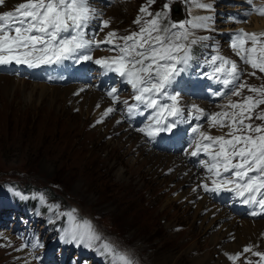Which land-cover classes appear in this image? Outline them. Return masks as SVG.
<instances>
[{"label":"rangeland","instance_id":"1","mask_svg":"<svg viewBox=\"0 0 264 264\" xmlns=\"http://www.w3.org/2000/svg\"><path fill=\"white\" fill-rule=\"evenodd\" d=\"M140 1L147 4V0L124 1L131 6V12H126L127 20L122 22L118 28L125 27L122 36L128 35L129 30L139 31L141 25L133 24V18L136 19L138 15H142L139 12ZM173 1L175 0H155V3L149 7V11L152 13L157 12V9L160 11L165 3L171 4ZM177 1L183 3L187 17L189 16L187 20L193 19L197 13H191L199 9L195 6L197 2L212 5L211 8L204 9L210 10L214 14L210 20L215 21L216 24V31L212 32V37L215 39L214 50L208 52L207 58L215 54L213 52L216 51L218 42H221L222 46L218 48L220 53L225 56L224 52L227 49L226 56L234 60L228 54L233 51L229 45L232 35L242 28V25L235 23L236 17L244 16L243 27L251 32L264 27H255V22L258 19H264V17L255 12L251 16H245L250 8L247 0ZM22 2L23 0L10 1L5 7L9 8L7 11L12 10ZM90 2L102 15V19L109 17L110 8L114 5L111 0H90ZM253 3L257 6L264 5V0H253ZM144 18L146 19V16ZM100 27V19L95 20L93 30L99 31ZM111 27L110 25L99 32L97 39H102L111 30ZM102 47L93 51L94 59L105 57ZM96 52L98 54L95 56ZM79 66H76V63L72 61H65L62 65H41L35 68L13 64L7 66L13 77L1 75L4 73L0 72V264H104L93 257L90 249L80 248L82 246L87 248L83 244L70 242L74 244L72 248L71 244L65 246L64 240L62 241L56 236L57 230L52 225H42L44 221H40L38 224V220L34 219H30L32 221L27 224L28 218L22 220L28 212L14 206L13 201L9 202L6 198L7 181L10 179H17L26 187L31 185L49 187L56 197H60V202L64 205L77 204L83 213L95 219L107 235L122 247L130 250L134 257L136 256L137 261H140L139 264H159L170 256L173 257V260L178 258L176 264H194L193 258L189 257V251L197 238L193 236L190 225L194 224L197 228H201L204 221L196 210L198 204L194 203L193 199L176 198L177 194H182L184 189H189L193 184L185 186L181 184L180 187H176L178 181L183 182L184 176L183 174H172L171 176L174 168L165 169L166 167L155 168L154 174L143 172L142 175L127 176V174V177L119 178L118 172L128 159L124 151L130 147L131 142L127 141L124 145L117 144L115 149V141L121 143L125 141L121 137L124 132L117 129L121 125H124V131H132V129L126 123H117L113 114L110 118H103L101 125L95 124L101 120V117L96 115L97 118L93 116L86 121V115L80 111V108L71 107L67 111L62 106V101L55 102L56 98L45 93L47 89L45 85L52 86V88L75 86L74 90L76 91L73 96L78 97L80 91L77 89H81V85L78 84H84L82 88L85 90L82 92L88 89L101 92L112 103L107 92L115 87L118 89L121 100H128L129 103L134 102L131 86L122 82V79L115 73L104 74L103 69L93 61H85ZM210 70L205 65L204 69L201 72L197 71L191 80H187L189 75H182L174 85L173 91L187 94L188 97L185 95L187 98L197 97L189 99L200 100L198 105L201 108L204 105L206 111L209 105L204 100L218 102L219 98L211 95L209 92L211 88L203 89L201 87L204 80L197 75H202V72ZM260 75L252 76L245 82L258 86L256 78H260ZM259 78L258 81H260ZM207 79H205V85L209 80ZM261 82L264 84V80L261 79ZM259 84L261 83L259 82ZM245 90L247 95H252L247 89ZM101 98L107 102L102 96ZM62 100H67L65 95ZM222 100L221 97L219 103L211 108V113L222 110L224 105ZM68 104L70 103H66L65 106L69 107ZM115 106L125 109V105L122 103H117ZM260 107L262 108L264 105ZM104 121L107 123L105 124ZM256 123H260V121H256ZM178 128L184 131L180 125ZM203 130L211 133V130L205 129V127ZM226 130H217L216 128L214 132L219 135ZM178 132L180 131L177 130L176 133ZM177 138L178 140L174 143H172V136H168L165 140L163 138L154 140L155 144L160 147L172 143L178 157L189 158L192 165L202 172L203 169L198 166V160L204 159V157H191L185 151L188 149L192 136L184 132ZM145 142L148 144L146 140ZM148 146L150 147L149 144ZM151 149L150 152H153L155 156L159 153L164 154ZM188 150L190 151V149ZM109 152L112 155L110 162L105 159ZM146 156L147 152L134 149L128 157L130 161L139 157L144 162ZM115 160L119 165L112 167V164L116 163H113ZM185 160L188 162L187 159ZM149 167L150 165L146 164L144 171ZM194 167L193 169L196 171ZM196 174L198 175L197 172ZM53 185L58 187H53ZM196 185L194 188L198 189ZM200 193L204 196L207 195L206 197L212 202L219 203L225 209H230L235 214V218L241 215L240 212L247 210V207L240 203V199L232 193L224 194L226 196H219V193L217 195L212 193L210 196L205 191ZM239 205L242 206L240 211ZM252 210L259 211L254 207ZM193 215L197 217L196 221ZM246 215H241V217L250 218L249 214ZM260 216L264 217V214ZM82 220L91 221L96 228L89 216H84ZM62 228L65 231L63 225ZM204 237L205 233H201L200 239L206 241L210 246L211 241ZM261 239L264 240V231ZM36 242H39L42 247L33 248L31 245ZM253 247V251L264 252V241ZM207 249L208 247L204 246V249L197 250V253L202 255ZM220 255L222 252L214 253L213 251L214 259L222 257ZM36 256H39V259H36ZM245 258L250 259L253 264L259 260V257L246 253L245 257L235 264H244ZM167 262L175 264L171 260H167Z\"/></svg>","mask_w":264,"mask_h":264},{"label":"snow or ice","instance_id":"2","mask_svg":"<svg viewBox=\"0 0 264 264\" xmlns=\"http://www.w3.org/2000/svg\"><path fill=\"white\" fill-rule=\"evenodd\" d=\"M6 3L7 0H0V7ZM153 3L155 0H147V4L140 7L142 15L133 21L141 25L139 31L125 36L108 31L102 39H97L99 32L110 26L111 20L102 19L90 0H24L12 10L0 11V67L15 64L35 68L62 65L65 61L76 64L93 61L104 74L115 73L131 86L134 102L121 100L118 89L111 88L107 95L112 106L105 109L97 123L116 111L117 103H122L129 118L148 113V123L137 131L152 140L161 132L171 133L180 124H190V151H185L191 157L202 154L206 157L198 160V166L206 173L198 187L209 193H232L241 203L259 209L250 215L264 214V108L260 107L264 105V84L256 86L245 82L242 78L247 69L222 55L217 48L215 54L204 61L211 70L202 75L222 88L209 89V92L216 97L230 93L242 99H228L221 111L213 113H207L197 104L184 105L181 93L173 91V87L178 78L193 67L192 62L196 59L193 46L209 39L197 37L193 30L208 28L211 17L198 16L173 22L169 18V3L152 13L149 7ZM247 3L250 8L245 16L255 12L264 17V5L257 6L253 0H247ZM195 6L212 7L199 2ZM145 16L149 18L145 19ZM97 19L101 22L99 31L93 30V22ZM101 45H109L108 51L117 54L94 59L92 53ZM230 47L239 60L252 69L248 75L256 77L257 70L264 73V31L238 29L231 37ZM245 89L252 95L242 96ZM84 90L80 89L81 92ZM201 119L207 120L208 129L227 131L214 136L203 130L202 124H191V121ZM75 212L73 209L67 213L71 225L62 239L96 248L109 264H138L132 253L106 240L91 221H80ZM31 246L42 247L39 242ZM246 253L259 257L256 264H264V252L253 251L252 245L245 246L242 252L226 255L235 262ZM35 258L39 259V256ZM244 264L253 262L245 258Z\"/></svg>","mask_w":264,"mask_h":264},{"label":"bare ground","instance_id":"3","mask_svg":"<svg viewBox=\"0 0 264 264\" xmlns=\"http://www.w3.org/2000/svg\"><path fill=\"white\" fill-rule=\"evenodd\" d=\"M10 1L17 2L18 0H9L7 3H9ZM111 1L114 5L112 8H110L109 17L106 18V19L111 20L110 25L112 27H111V30H109V31H116L119 36H122L123 31L125 30V27L124 28L121 27V29H118V28L122 24V22H125L127 20L126 12H129L131 10V8H130L131 6L127 3H125L129 0H111ZM139 4H140V6L146 5L145 3L141 2V1L139 2ZM7 9H9V8H7ZM116 18H119V19H116ZM135 18H136V15H135ZM134 20L135 19L133 18V21ZM262 26H264V19H262V20L258 19L255 22V27L260 28ZM131 32L132 31L129 30L127 33L130 34ZM101 46H103L102 51H103L104 56H112V55L117 54L115 52L108 51V48L110 47L109 45H101ZM97 54H98V52H96L95 56ZM228 54L231 57H233L234 60H236L238 64H242V62L239 60V57H237L233 51L228 52ZM82 63L83 62H81L80 64H82ZM83 66H80V67H83ZM251 71H252L251 68L247 70V72H251ZM247 72L244 74V76L242 78L244 81H247V80L252 78V76L248 75ZM259 74H261L260 79H262V81H263L264 80V74L260 73L257 70V75H259ZM6 79H9V78H6ZM206 85L212 86L215 89H221L222 88L221 85L214 83L212 80L206 81ZM45 87H47V89L45 90V93L52 95L53 98H56L55 102L58 100L62 101L63 102L62 106L67 111L70 110L71 107H77V109L80 108V111L86 115V121L90 118H93V116H95V115L96 116L101 115L105 111V109L110 106L109 101L103 96V94L101 92H98L95 90H89L88 89L85 92H81L80 89L79 90L77 89V91H80V93H79L80 95L78 97H75V96H73L75 94V91H76V90H74L75 86H70L67 88L66 87L65 88H59V87H53L52 88V86H46L45 85ZM63 95L66 96V98H67L66 101L62 100ZM101 96L107 102H104L103 99L101 98ZM242 96H247L246 90H243ZM182 97H183V103L184 104L190 103V105L191 104H197L198 105V102L200 101V100H195V99L194 100L189 99L185 95H183ZM222 99L223 100L221 102L225 105L227 103L228 99H232L233 101H235V100L238 101V100H241L242 97H234V96H231L230 93H228V95L222 97ZM68 102L70 103V104H68L69 107L68 106L66 107L65 104ZM97 105H99V107H97ZM202 108L205 109L206 107L203 105ZM262 108H264V107H262ZM207 113H211V112L209 111ZM185 115H187V113ZM139 117L141 118L142 116H139ZM86 121H85V123H86ZM197 122L198 121L193 120V121H191V124L197 123ZM106 123L107 122H105V124ZM126 125L129 126L132 129V131H124V128H125L124 125L119 126L117 129V130H122L124 132L121 136L122 140L123 141L125 140L124 143H121L120 141L114 142L115 143V149L118 146L117 144L124 145V144H126L127 141L131 142L130 147L124 151V154L128 159L123 164L122 169L118 172L119 178H124L127 174H128L127 176H134L136 174H141L143 172H147L148 174H154L153 171L155 168L166 167L165 169L174 168V171L171 173V176H172V174H183V176H184L183 182L178 181L176 184V187H180L181 184H184V186L189 185V184L190 185L193 184V186L192 187L190 186L189 189H186V190L184 189L182 194H180V193L177 194L176 198L177 199H180V198L194 199L195 203L198 204V206L196 207L197 208L196 210L201 214L202 220L204 221V224L201 226V228H199V227L197 228L196 225H194V224L190 225V227L193 230V236L197 238L196 241H194V242L192 241L193 242L192 247L189 251V257L193 258L194 264H232L233 261L229 260L228 255H226V254L231 255V254H235L237 252H242V250L245 246H248V245L257 246L258 243H261L262 241H264L261 239L262 232L264 231V217H261L260 215H257V216L250 215V213L253 211L252 210L253 207L241 203L242 205L247 207V210L242 211L241 215L249 214L250 218L244 219L245 217L242 218L241 215L239 216L241 218H239V217L235 218L236 216L235 217L232 216V218H230L231 212L229 210L222 208L218 204L212 202L209 198L202 195L199 191L195 192L193 190L194 185H196L198 183V180H199L198 175L196 174V171L193 169V167L185 159H181L180 157H178V155L175 156L173 154L167 155V154L159 153V154H156V156H155L153 152H150L151 148L148 146V144H146L143 137L141 135L135 134V132L133 131L134 130L133 125H131L130 123H127ZM189 126H190V124L185 123L182 127L188 128ZM107 128H109V127H107ZM205 129H208L207 123L205 124ZM218 129L219 128H217V130ZM210 130H211V133H210L211 135H214V136L217 135V133L214 132V130H216V128L210 129ZM179 134H180V132L172 133L173 136L179 135ZM120 139H118V140H120ZM134 149L137 151L141 150V151L147 152V156H146L144 162L142 159L140 160L139 157L132 159L130 161V158L128 156L131 154L132 150H134ZM111 150H113V149H111ZM156 152H159V151H156ZM111 157H112L111 152L107 153V155L105 156L106 161L110 162ZM113 163H115V164H112V167L119 165L117 160H115ZM146 164H149L150 167L144 171ZM224 194H228V192H220L219 196L224 195ZM212 214H213V217H212ZM183 217H184V215H183ZM193 217L195 218V221H196L197 217H195L194 215H193ZM238 219H240L241 221ZM201 233H205L204 238H208L211 241L210 246H208V243L206 241H203L200 239ZM192 239H190V240H192ZM230 239H232L233 241H231ZM204 246L208 247L207 251L205 250V252L202 255H199L197 253V250H203ZM212 247H214V248H212ZM213 251H214V253L215 252H222V255H220L222 257H220L218 259H214ZM130 253H132V252H130ZM167 260L168 261L171 260V261L175 262V264H176V262L178 261V258L176 257L173 260V257L170 256V257L166 258V260L163 259L162 263L159 262V264H170L167 262ZM138 262H140V261H138Z\"/></svg>","mask_w":264,"mask_h":264},{"label":"water","instance_id":"4","mask_svg":"<svg viewBox=\"0 0 264 264\" xmlns=\"http://www.w3.org/2000/svg\"><path fill=\"white\" fill-rule=\"evenodd\" d=\"M172 12H173L174 20L179 21L184 18L183 9H182L181 4H174L172 6Z\"/></svg>","mask_w":264,"mask_h":264}]
</instances>
